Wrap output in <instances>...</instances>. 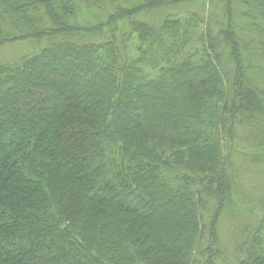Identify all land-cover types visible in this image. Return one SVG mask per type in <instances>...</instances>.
Instances as JSON below:
<instances>
[{"label": "trees", "instance_id": "16d2710c", "mask_svg": "<svg viewBox=\"0 0 264 264\" xmlns=\"http://www.w3.org/2000/svg\"><path fill=\"white\" fill-rule=\"evenodd\" d=\"M31 39L0 62V264H264L235 160L264 174V0H0V47Z\"/></svg>", "mask_w": 264, "mask_h": 264}, {"label": "rangeland", "instance_id": "374dc122", "mask_svg": "<svg viewBox=\"0 0 264 264\" xmlns=\"http://www.w3.org/2000/svg\"><path fill=\"white\" fill-rule=\"evenodd\" d=\"M87 15V14H86ZM85 17V11L80 14V17ZM41 43V42H40ZM39 42L36 40H22L14 43H8L0 47V62L4 61H9V62H17L19 58H23L24 55L34 51L35 49L38 48ZM2 59V60H1ZM250 62H254L258 65L259 59L254 56V58H251ZM257 73V74H256ZM255 74V75H254ZM253 75L256 77L255 80L259 82L260 85L264 84V65H262V68L258 69V71H255ZM242 132V130H240ZM248 151H245V154L242 155H247ZM236 156V155H235ZM236 165L240 168L241 171V181L243 182V189L245 191V195L249 196L251 195L252 197H256V199L259 201L263 199L264 197V187L262 183L257 185L256 182H261V178H264V174L260 175L258 174L260 171H262V166H258L255 164L251 159L248 158V156H240L237 155L236 158ZM238 161V162H237ZM261 176V177H259ZM254 195V196H253ZM173 214V213H172ZM175 219H180L178 216H175ZM219 225H218V237L220 240V244L225 246L229 253L230 257L232 254V251L230 249V246L235 238H237V235L242 232V221L241 220H235V219H244V218H239L235 216H230L227 215L225 212H223L219 218ZM164 221L168 220L162 219ZM168 228L171 229L170 226L167 225ZM166 231V230H165ZM167 235H170V232L168 231L167 233L161 232V237H157L159 241H166ZM171 236V235H170Z\"/></svg>", "mask_w": 264, "mask_h": 264}]
</instances>
